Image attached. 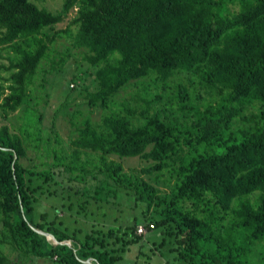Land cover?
<instances>
[{"label":"trees","instance_id":"1","mask_svg":"<svg viewBox=\"0 0 264 264\" xmlns=\"http://www.w3.org/2000/svg\"><path fill=\"white\" fill-rule=\"evenodd\" d=\"M59 38L69 44L51 55ZM0 49V116L25 106L19 132L0 126V245L57 264H131L136 243L171 264H264V0H63L56 11L0 0ZM77 52L93 89L79 125L70 112L73 148L56 135L50 162L24 164L46 141L34 79ZM91 151L96 161L82 160ZM110 155L145 164L126 170ZM61 189L69 213L106 220L111 206V224L70 228L37 212ZM139 224L160 230L150 254ZM0 264H12L1 248Z\"/></svg>","mask_w":264,"mask_h":264},{"label":"rangeland","instance_id":"2","mask_svg":"<svg viewBox=\"0 0 264 264\" xmlns=\"http://www.w3.org/2000/svg\"><path fill=\"white\" fill-rule=\"evenodd\" d=\"M40 7H46L49 10L56 11L60 8V5L63 0H32ZM75 11L73 10L69 13V16L64 21L57 23L54 28H63L68 23L69 19L74 15ZM69 44V41L65 38H59L52 47L55 49L51 53L54 55L56 52L62 51L65 49V46ZM75 52V51H71ZM8 65L7 51L5 49H0V81L1 78L7 77L9 71L5 69V66ZM41 66L46 70L50 67V60L44 59ZM75 74L76 78L72 80V76ZM93 75L88 64L80 57L79 53L72 54L69 56L63 65L62 69L59 72H38L37 77L34 79V84L32 85L33 89L31 90V96L35 99L31 101L29 106L33 107L41 114L40 122V134L42 138L46 141L39 143L38 148L29 147L27 152V157L22 161L24 164H39L40 161H51V156H48L45 152V148L53 149L64 148L66 151H71L73 148L70 143V138L75 135L74 127L70 123L71 115L70 112L78 109L82 111V114L77 115L76 123L80 124V120L83 115H86L87 105L85 99V87L89 90L93 89ZM42 83V85H39ZM74 85V89L71 88V85ZM78 87L75 89V86ZM70 88V89H69ZM67 100L68 103H65L61 108V102ZM67 104V106H66ZM66 106V107H65ZM25 106L20 107L17 111L9 113L8 115L0 116V126L6 124L10 127L11 131L19 132L21 124L23 123L24 118V109ZM98 110H93L92 119L97 120L99 118ZM60 139L59 145L55 141V136ZM92 152V151H91ZM93 157L87 156L85 154L81 155L82 160L91 159L96 161L97 153L92 152ZM95 154V155H94ZM110 158L120 161L123 167L127 170L130 167H139L145 164L139 157H123L119 158L116 155H110ZM96 181L90 180L89 186L95 184ZM74 186L82 185L81 183L74 182ZM91 188V187H90ZM64 196V197H63ZM65 193L63 189L60 190L59 198L57 197H48L41 199L39 205L37 206V212L45 211L49 218L55 217L56 221L60 220L63 224H68L70 228L81 227L86 228L92 223H104L111 224V206H109L107 211L106 220H97L96 215L100 214L104 210H100L99 213H92L90 217H84L82 214H77L78 207L76 205L73 208V214L69 213L67 210V205L69 204L68 200L65 199ZM94 208V206L92 207ZM95 211V208H94ZM139 213L138 211H134ZM125 213V212H124ZM140 215V214H139ZM141 238L146 242L145 247H142V250L145 254L149 253V248L154 247L152 242L160 241V230L153 229L147 231L145 234L141 235ZM140 243L133 244L129 249L123 254L124 260L127 263L131 264H171L167 262L165 257H159L157 249H155V255L151 254V258L147 259L145 255H141L139 252ZM0 248L3 252L8 254L12 264H57L48 259L42 258H22L18 256L14 250L11 249L10 245L7 243H2ZM257 258L251 264L257 263ZM161 262V263H158Z\"/></svg>","mask_w":264,"mask_h":264},{"label":"built area","instance_id":"3","mask_svg":"<svg viewBox=\"0 0 264 264\" xmlns=\"http://www.w3.org/2000/svg\"><path fill=\"white\" fill-rule=\"evenodd\" d=\"M154 224L151 222L149 223V228H153ZM147 228L143 224H139L136 228V233L139 235L145 234L147 232Z\"/></svg>","mask_w":264,"mask_h":264},{"label":"water","instance_id":"4","mask_svg":"<svg viewBox=\"0 0 264 264\" xmlns=\"http://www.w3.org/2000/svg\"><path fill=\"white\" fill-rule=\"evenodd\" d=\"M2 225L3 223L0 222V229L2 228ZM47 239H49L51 242H54V239L50 235H47Z\"/></svg>","mask_w":264,"mask_h":264}]
</instances>
